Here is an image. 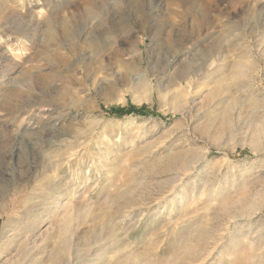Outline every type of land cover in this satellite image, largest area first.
I'll list each match as a JSON object with an SVG mask.
<instances>
[{"label": "rangeland", "instance_id": "374dc122", "mask_svg": "<svg viewBox=\"0 0 264 264\" xmlns=\"http://www.w3.org/2000/svg\"><path fill=\"white\" fill-rule=\"evenodd\" d=\"M107 225L264 264V0H0V264H102Z\"/></svg>", "mask_w": 264, "mask_h": 264}, {"label": "bare ground", "instance_id": "6f19581e", "mask_svg": "<svg viewBox=\"0 0 264 264\" xmlns=\"http://www.w3.org/2000/svg\"><path fill=\"white\" fill-rule=\"evenodd\" d=\"M47 160L49 163H52L53 157L47 156ZM107 227H108V228H106L107 235L111 238L110 241L108 240L110 243V247H111V248H109L110 252L107 253L106 250H104V247L109 245L107 243L108 241H106L105 243L103 242L104 243L103 245L98 244V242L95 241L89 245L90 247H92L90 250V253H89V255L92 256L90 258V261L94 262L96 260H102L103 259L104 261L102 264H127L128 260L131 259V255H132V254H128L127 252H125V249H127L128 245L124 241L122 242L123 237H122L121 233L119 234L118 229H116L112 226H109V225H107ZM71 255L67 256V254H66L65 264H73V259H72ZM97 257H99V258L97 259ZM139 263H141V262H139Z\"/></svg>", "mask_w": 264, "mask_h": 264}]
</instances>
